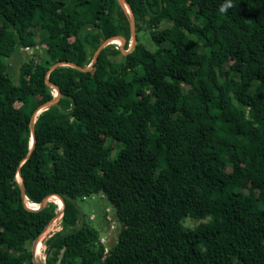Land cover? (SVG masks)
Listing matches in <instances>:
<instances>
[{"label":"trees","instance_id":"trees-1","mask_svg":"<svg viewBox=\"0 0 264 264\" xmlns=\"http://www.w3.org/2000/svg\"><path fill=\"white\" fill-rule=\"evenodd\" d=\"M125 2L130 53L109 44L89 71L48 73L86 68L111 37L127 50L118 1L0 0V264H34L57 206L27 205L54 195L45 264H264V0L223 14L224 0ZM26 47L38 50L15 82L8 60ZM46 80L61 97L36 117L29 153L31 116L55 96ZM93 196L115 210L113 246L80 214Z\"/></svg>","mask_w":264,"mask_h":264},{"label":"rangeland","instance_id":"rangeland-1","mask_svg":"<svg viewBox=\"0 0 264 264\" xmlns=\"http://www.w3.org/2000/svg\"><path fill=\"white\" fill-rule=\"evenodd\" d=\"M130 10L126 7V16L130 18ZM129 23V22H128ZM168 25L166 23H162L160 28L167 27ZM148 32L141 33L139 35L140 42L150 51H155L156 46L154 43L151 41L149 35L147 34ZM131 37V35H130ZM119 44H114L111 43L113 48H117L120 50V52H126L127 50L130 49L132 46V42L130 40L127 50H125V43H122L121 41L118 42ZM110 44V45H111ZM121 48L123 51H121ZM35 52V51H34ZM34 52H24L20 50L19 53L12 55L9 60L8 64L10 67V74L12 76L13 81H17V76L19 72V68L21 64L26 61L28 58L34 55ZM96 52H94L91 48H88V58H89V63H92L94 60ZM37 56H41L40 53L37 54ZM114 60H118L119 56L112 57ZM194 74V73H193ZM31 138V134H30ZM103 143H108L109 141L106 139V137H103ZM113 145V144H112ZM59 199V198H58ZM60 200V199H59ZM54 202L57 206V198H54V196L48 198V202ZM61 201V200H60ZM79 207L80 214L84 216L85 220L94 228H96L99 233H100V242L104 246H113L116 242L118 232L120 230V224L117 221L115 210L107 203V201L100 197V196H93L88 199H85L83 201H78L77 203ZM29 207V205H27ZM30 208V207H29ZM58 212V210H57ZM104 214L106 217H104ZM60 220L61 218H57L55 221L51 222L47 229L49 232L43 237L42 239V246H43V255L42 258H36L35 257V262L36 264H45V245L44 243L49 239L51 235H53L55 232L59 231L61 229L60 226ZM90 220V221H89ZM209 218L201 219V220H192L190 218H187L184 220L183 225L186 227L194 228L197 227L201 223H206L208 222ZM80 225V223H78ZM52 225V228H49V226ZM46 229V230H47ZM45 230V232H46ZM40 239V236L38 238V241ZM40 239V240H41ZM37 241V242H38ZM33 244V243H32ZM30 248H32V245H29ZM41 261V262H40ZM44 261V262H43Z\"/></svg>","mask_w":264,"mask_h":264},{"label":"water","instance_id":"water-1","mask_svg":"<svg viewBox=\"0 0 264 264\" xmlns=\"http://www.w3.org/2000/svg\"><path fill=\"white\" fill-rule=\"evenodd\" d=\"M118 1V4L120 6V8L122 9V11L124 13H126V7L130 10L128 4L125 2V0H117ZM130 12V18H129V27H130V35H131V42H132V46L130 47L129 50H127L126 52H122L123 55H126L128 53H130L136 43H137V40H136V33H135V26H134V17H133V13L131 12V10L129 11ZM114 39H118L119 41H121L122 43H125V39L121 36H116V37H111V38H108L107 40H105L99 47L98 49L96 50V54H95V57H94V60L93 62L87 66L86 68H82V67H79L73 63H69V62H59V63H56L54 64L51 69L49 70L48 73H50L51 71H53L54 69L58 68V67H71V68H74L76 70H79L81 72H86V71H89L91 68H92V65L97 61V58H98V55L100 53V51L105 48L106 46H108L109 44L112 43V41ZM121 51H123V49L121 48ZM46 83L48 85H51L54 90L56 91V95L53 97L52 100L46 102L45 104L39 106L35 111L34 113L32 114L31 116V120H30V134H31V138H30V147H29V153H31V151L33 150L34 148V143H35V131H34V124H35V121H36V117L43 111H45L48 107L50 106H53L55 105L60 97H61V93L59 91V88L56 86V85H53L52 83H50L48 80H46ZM17 176L20 178V182H19V185H20V190H21V196L24 197V189H23V183H22V177L20 175V173L18 172ZM55 197L59 198L63 204V208L60 212H56L55 216L52 218L51 222L55 221L57 218H61L62 217V214H63V209H64V202L63 200L61 199L60 196L58 195H54ZM48 201V199H44L39 205L37 208L35 209H30V210H38V209H42L44 207V205L46 204V202ZM37 241H38V238L33 242L32 244V248H31V253H32V256H33V263L36 264L35 262V253H36V246H37Z\"/></svg>","mask_w":264,"mask_h":264},{"label":"bare ground","instance_id":"bare-ground-1","mask_svg":"<svg viewBox=\"0 0 264 264\" xmlns=\"http://www.w3.org/2000/svg\"><path fill=\"white\" fill-rule=\"evenodd\" d=\"M113 41H115V42H117V43L119 42V41L116 40V39H114ZM112 43H113V42H112ZM114 44H115V43H114ZM118 44H119V43H118ZM54 92H55V95H56V91H55V90H54ZM17 180H18V182H20V178H19V177H17ZM54 197H55V196H54ZM55 198H57V197H55ZM57 199H58V198H57ZM58 200H59V199H58ZM61 203H62V202H61ZM29 207H32V208L35 209V208L38 207V205H36V204H29ZM62 208H63V204H62ZM57 210H58V209H57ZM58 212H60V211L58 210ZM49 228H52V225H50ZM48 232H49V230L47 229L46 232H44L42 236L44 237ZM42 236H41V238H43ZM41 238H40V239H41ZM40 239H39V241L37 242V246H36L35 257H36L37 259H38V258L41 259V258H42V255H43V254H42V253H43L42 239H41V240H40ZM40 262H41V261H40ZM43 262H44V261H43Z\"/></svg>","mask_w":264,"mask_h":264},{"label":"clouds","instance_id":"clouds-1","mask_svg":"<svg viewBox=\"0 0 264 264\" xmlns=\"http://www.w3.org/2000/svg\"><path fill=\"white\" fill-rule=\"evenodd\" d=\"M234 6L232 0H224V3L221 4L219 11L220 13H226L230 8Z\"/></svg>","mask_w":264,"mask_h":264},{"label":"built area","instance_id":"built-area-1","mask_svg":"<svg viewBox=\"0 0 264 264\" xmlns=\"http://www.w3.org/2000/svg\"><path fill=\"white\" fill-rule=\"evenodd\" d=\"M21 50L24 51V52L32 53V52H34L35 50H38V49H37V47H35V48L26 47V48H23Z\"/></svg>","mask_w":264,"mask_h":264}]
</instances>
